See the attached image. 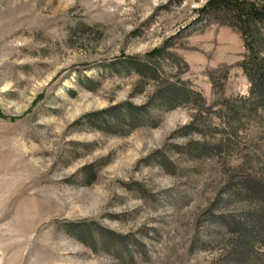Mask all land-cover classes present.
<instances>
[{"label": "rangeland", "instance_id": "obj_1", "mask_svg": "<svg viewBox=\"0 0 264 264\" xmlns=\"http://www.w3.org/2000/svg\"><path fill=\"white\" fill-rule=\"evenodd\" d=\"M207 1L0 0V264H264L226 224L264 186V105ZM169 83L198 94L160 108ZM124 103L150 120L105 119Z\"/></svg>", "mask_w": 264, "mask_h": 264}, {"label": "trees", "instance_id": "obj_2", "mask_svg": "<svg viewBox=\"0 0 264 264\" xmlns=\"http://www.w3.org/2000/svg\"><path fill=\"white\" fill-rule=\"evenodd\" d=\"M203 10L224 17L230 25L238 28L241 32L247 52L241 66L251 83V93L264 105V33L262 30L264 27V5L258 4L254 0H209ZM153 53H158L160 57L162 49ZM129 61V65L136 67L140 76H145L144 68H147L148 72L155 73L159 70V66L152 59L146 60L147 66L139 58H132ZM193 94L198 93L186 89L183 85L169 83L167 87L156 91L154 100H158L160 108H172L189 102ZM151 107L152 104L135 107L130 103H124L106 110L103 114H105V119L109 118L118 123H130L137 120L138 117L141 118L138 121L144 123L150 120ZM243 187L249 191L243 200L250 202L252 210L245 212L239 218H232L226 224L228 230L235 235L238 234L237 241L240 240L244 248L251 249L255 243L262 239L261 236L264 232V186L249 183ZM249 198H253V200Z\"/></svg>", "mask_w": 264, "mask_h": 264}]
</instances>
